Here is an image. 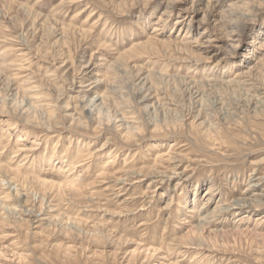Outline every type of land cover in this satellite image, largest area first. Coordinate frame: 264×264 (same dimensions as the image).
<instances>
[{
    "label": "rangeland",
    "instance_id": "1",
    "mask_svg": "<svg viewBox=\"0 0 264 264\" xmlns=\"http://www.w3.org/2000/svg\"><path fill=\"white\" fill-rule=\"evenodd\" d=\"M0 264H264V0H0Z\"/></svg>",
    "mask_w": 264,
    "mask_h": 264
},
{
    "label": "bare ground",
    "instance_id": "2",
    "mask_svg": "<svg viewBox=\"0 0 264 264\" xmlns=\"http://www.w3.org/2000/svg\"><path fill=\"white\" fill-rule=\"evenodd\" d=\"M81 85V84H80ZM84 88H86V87H84ZM83 90V89H82ZM86 90V89H85ZM97 100H99V98L97 99ZM94 104V103H93ZM239 205H240V203H239ZM232 208V207H231Z\"/></svg>",
    "mask_w": 264,
    "mask_h": 264
}]
</instances>
